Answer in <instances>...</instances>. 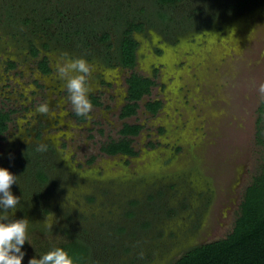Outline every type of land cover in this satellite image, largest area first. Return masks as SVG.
I'll return each instance as SVG.
<instances>
[{"label":"rangeland","instance_id":"374dc122","mask_svg":"<svg viewBox=\"0 0 264 264\" xmlns=\"http://www.w3.org/2000/svg\"><path fill=\"white\" fill-rule=\"evenodd\" d=\"M125 18L146 24L134 71L156 82L128 119L132 71L115 58ZM76 58L91 66L88 95L101 103L83 121L56 74ZM261 83L264 0H0V109L12 112L0 167L17 176L8 219L30 221L22 264L69 235L91 247L90 264H172L226 239L264 172ZM150 101L162 103L157 115ZM124 124L143 127L138 155L104 154Z\"/></svg>","mask_w":264,"mask_h":264},{"label":"trees","instance_id":"16d2710c","mask_svg":"<svg viewBox=\"0 0 264 264\" xmlns=\"http://www.w3.org/2000/svg\"><path fill=\"white\" fill-rule=\"evenodd\" d=\"M181 0H159L161 5H176ZM19 10V9H18ZM28 20L27 22H30ZM45 21L49 24L54 20L47 18ZM124 28L121 32L119 46L115 52V58L125 69L132 71L127 79L128 97L127 104L123 107L120 118L128 119L137 115L139 102L144 97L151 95L152 88L156 85L154 79L143 77L134 70L138 63V51L140 43L136 40L134 34L145 30L144 22L135 20H123ZM110 34L105 32L102 35L103 42L110 41ZM48 44L45 47L48 48ZM31 52L33 56L39 54V49L32 44ZM44 74L52 72L45 58L39 63ZM15 67L14 63L10 65ZM93 107H100L101 103L98 97H90ZM264 107V106H263ZM261 111H264V109ZM162 108L160 101H150L146 109L152 115ZM11 111L7 112L0 109V140L8 131L11 122ZM78 118L83 121L85 118ZM143 127L140 125L124 124L120 131L121 139L104 145L101 151L108 156L119 154L129 157H136L138 153L133 148L134 138L137 137ZM92 158L89 163H93ZM38 178L41 182L48 180L44 172H40ZM56 247H62L76 258V264H90L91 247L87 242L69 235V239ZM172 264H264V172L257 177L253 184L248 187L244 200L241 203V216L236 221L233 232L226 238L200 246L186 251L179 259Z\"/></svg>","mask_w":264,"mask_h":264},{"label":"clouds","instance_id":"9594fccd","mask_svg":"<svg viewBox=\"0 0 264 264\" xmlns=\"http://www.w3.org/2000/svg\"><path fill=\"white\" fill-rule=\"evenodd\" d=\"M91 66L83 58L67 59L56 68V74L62 80H66L68 99L77 116L86 118L93 109V103L89 98L88 78ZM73 73H76L73 75ZM258 91L264 95V83L258 87ZM37 111L47 112L48 105L40 104ZM17 176L8 168L0 167V264H22L26 251L22 250L29 240L28 229L30 221L26 218L8 219L7 210H15L20 198L11 191V186L16 183ZM51 227V224L48 225ZM28 264H76V258L62 247H55L44 253L37 259L30 258Z\"/></svg>","mask_w":264,"mask_h":264},{"label":"flooded vegetation","instance_id":"af4514ba","mask_svg":"<svg viewBox=\"0 0 264 264\" xmlns=\"http://www.w3.org/2000/svg\"><path fill=\"white\" fill-rule=\"evenodd\" d=\"M90 97H91V96H90ZM90 97H89V98H90Z\"/></svg>","mask_w":264,"mask_h":264}]
</instances>
